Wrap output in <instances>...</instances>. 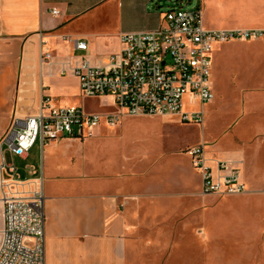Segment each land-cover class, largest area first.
I'll use <instances>...</instances> for the list:
<instances>
[{"label":"crops","instance_id":"1","mask_svg":"<svg viewBox=\"0 0 264 264\" xmlns=\"http://www.w3.org/2000/svg\"><path fill=\"white\" fill-rule=\"evenodd\" d=\"M170 4L0 0V141L17 122L21 127L26 117L37 114L45 96L60 105L80 93L75 76L50 72L43 64L45 50L58 56L83 54L62 41L70 36L87 42L88 55L96 63L120 51L121 34L149 32L164 24ZM54 8L59 15L51 13ZM200 11L209 30L264 29V0H204ZM102 134L97 128L96 142L69 136L37 140L24 158L4 152L21 180H42L45 264H264V200L258 190L232 195L249 198L251 205L241 208L210 206L216 195H202L200 176L196 191L179 175L164 178L167 189L141 191L137 162H123L102 150ZM37 144L35 161L28 162ZM208 156L234 162L246 185L244 150ZM17 162L28 176L20 173ZM1 195L0 186V237ZM245 211L250 213L240 214ZM177 214H183V221H176ZM196 226L199 233L193 232ZM224 246L234 252H224Z\"/></svg>","mask_w":264,"mask_h":264},{"label":"built area","instance_id":"2","mask_svg":"<svg viewBox=\"0 0 264 264\" xmlns=\"http://www.w3.org/2000/svg\"><path fill=\"white\" fill-rule=\"evenodd\" d=\"M53 15H59L52 9ZM264 40V29L209 30L203 26L200 8L185 10L171 2L164 24L153 31L123 33L119 52L98 58L88 55L87 42L63 37L80 55L41 54L50 72L73 75L83 98L112 97L116 111L87 112L82 106H60L45 96L37 114L23 126L13 125L0 141V186L3 226L0 264H45V212L41 179L21 180L14 162L4 152L24 158L37 140L93 136L104 123L115 126L122 116H175L185 123L202 124L205 104L215 95L210 84L215 44ZM200 104L184 110V98ZM5 147V150L2 149ZM200 176L204 196H232L247 192L240 168L232 161L210 158L206 144L186 148Z\"/></svg>","mask_w":264,"mask_h":264},{"label":"rangeland","instance_id":"3","mask_svg":"<svg viewBox=\"0 0 264 264\" xmlns=\"http://www.w3.org/2000/svg\"><path fill=\"white\" fill-rule=\"evenodd\" d=\"M167 1L175 2V5L185 10H204V0ZM227 1L217 0L221 4ZM214 6L218 7L215 4ZM212 62L210 81L215 99L205 104L202 124L185 123L175 116H122L113 128L104 123L98 127L103 133L102 150L123 162H137L135 171L140 176L141 191L167 189L162 186L164 178L177 175L187 181L189 190L196 191L199 175L192 167L191 159L185 152L186 148L205 143L206 151L215 155L224 150L241 149L245 151L247 158L242 168L248 190L246 195L254 188L264 200V40L215 44ZM59 104L82 106L87 112L100 114L116 111L115 103L109 96L83 98L79 93L70 99L69 104ZM200 109V104L184 98V110ZM86 138L96 142L97 137L93 135ZM38 144L32 149L28 162L35 161ZM17 163L20 173L28 176L23 165ZM249 203V198L223 195L216 196L209 204L241 208L251 205ZM249 213L245 211L240 214ZM177 215L176 221H183V214ZM199 231L197 226L193 230L194 233ZM224 249L226 253L234 252L232 246H224ZM246 264L261 263L253 261Z\"/></svg>","mask_w":264,"mask_h":264}]
</instances>
